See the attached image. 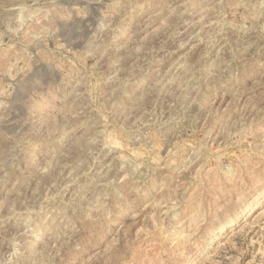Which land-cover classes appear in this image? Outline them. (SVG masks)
Returning <instances> with one entry per match:
<instances>
[{"label":"rangeland","instance_id":"rangeland-1","mask_svg":"<svg viewBox=\"0 0 264 264\" xmlns=\"http://www.w3.org/2000/svg\"><path fill=\"white\" fill-rule=\"evenodd\" d=\"M0 264H264V0H0Z\"/></svg>","mask_w":264,"mask_h":264}]
</instances>
